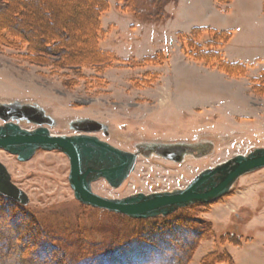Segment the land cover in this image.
Listing matches in <instances>:
<instances>
[{
    "label": "rangeland",
    "instance_id": "1",
    "mask_svg": "<svg viewBox=\"0 0 264 264\" xmlns=\"http://www.w3.org/2000/svg\"><path fill=\"white\" fill-rule=\"evenodd\" d=\"M108 1L100 44L119 60L104 69L103 80L93 66L83 65L81 78L74 66L53 72L0 45V125L12 120L28 129L48 126L56 135L94 134L131 151L141 142H214L211 155L180 163L140 155L121 187L105 179L94 182L96 193L112 198L183 188L202 170L264 147V87L255 86L261 69L228 71L214 61L194 59L178 38V32L189 33L206 16L198 1L188 5L183 0L179 6V0L172 1L165 8L168 18L157 22L138 20L130 7L122 10L117 0ZM129 4L149 5L146 0ZM41 5L50 29L67 33L63 25L71 28L68 40L60 39V49L74 55L81 48L78 12L87 9L58 12ZM22 14V23L34 24V34L42 36L31 14ZM209 37L204 34L199 41L204 45ZM160 51L164 54L157 62L144 60ZM0 160L30 198L26 205L10 198L0 202L2 254L10 241L24 260L53 255L63 264H175L180 253L183 264H228V255L233 264H264V168L239 178L213 203L177 210L173 217L179 222L169 215L138 221L80 203L69 183V158L62 152L38 150L21 162L0 150ZM47 247L54 249L49 253ZM7 258L19 264L12 254Z\"/></svg>",
    "mask_w": 264,
    "mask_h": 264
},
{
    "label": "water",
    "instance_id": "2",
    "mask_svg": "<svg viewBox=\"0 0 264 264\" xmlns=\"http://www.w3.org/2000/svg\"><path fill=\"white\" fill-rule=\"evenodd\" d=\"M135 147L134 151L121 149L94 134L56 135L48 126L28 129L12 120L0 125V150L15 155L21 162L29 161L38 150L66 154L70 161L69 183L80 203L133 219L168 216L181 208L213 203L228 194L239 178L264 168V147H254L248 154H237L202 170L183 188L137 192L122 198L96 193L93 184L100 179L113 188L121 187L135 170L140 155H157L180 163L211 155L214 142H141ZM0 194L21 205L30 201L1 160Z\"/></svg>",
    "mask_w": 264,
    "mask_h": 264
},
{
    "label": "trees",
    "instance_id": "3",
    "mask_svg": "<svg viewBox=\"0 0 264 264\" xmlns=\"http://www.w3.org/2000/svg\"><path fill=\"white\" fill-rule=\"evenodd\" d=\"M131 0H117V6L125 10L130 7L131 12L138 20L144 22H157L163 21L168 18V15L165 12L166 6L172 1L176 2L177 0H146L147 4H144V7L138 8L134 4H129ZM219 4L228 7L232 0H216ZM42 3H47L50 8L54 7L59 12L60 9L73 10L80 9L84 6L87 9V13H80L82 20V27L78 31V34L81 35V48L74 51V55H69L64 53V50L60 49V39L68 40V29L67 26L63 25L67 33H63L61 28L55 29L54 27L50 29L51 25L48 23L47 16L44 15L42 10ZM124 3H127L125 5ZM49 8V9H50ZM110 8V3L108 0H0V45L2 47H9L15 50H19L23 59L31 64L50 66L53 72H59L65 69V67H72L76 71V74H79V77H85V75L80 72V68L84 66L91 67L93 66L98 71L95 73V76H98L101 80L104 79L105 71L104 69L111 67L119 59L116 54L110 50H105L101 47V41L105 36L106 30L102 26V16ZM8 14L3 11H7ZM23 12H28L31 14V17L35 19V22L39 23V30L42 33V36L34 34V24L30 25L29 22L23 20ZM34 23V20H33ZM32 24V23H31ZM38 29V28H37ZM77 32V29L76 31ZM204 34L207 36L210 35V39L206 40L204 45L199 41ZM232 30H218L210 26H196L194 27L190 34H185L182 32L178 33V38L182 46H186L187 54L192 58L202 61H214L220 64L224 69L228 71H247V65L240 62H230L225 59L220 48L224 46L232 37ZM79 35V36H80ZM202 35V36H201ZM67 37V38H66ZM64 43V40L62 41ZM65 45V44H64ZM67 45V44H66ZM76 52V53H75ZM163 52L160 51L156 55L147 56L144 60L149 62H157L159 54ZM71 54V53H70ZM164 54V53H163ZM122 60L120 59V62ZM130 60H127V62ZM81 66V67H80ZM256 88L264 87V69L262 70L260 76L256 77ZM8 200L7 197L0 194V202L2 200ZM177 212V211H176ZM175 213L169 215L168 218L174 220L179 218H174ZM111 213V212H110ZM133 219V218H131ZM133 220H144L145 219H133ZM169 221V220H168ZM0 228H2L0 226ZM10 231V230H9ZM18 231V230H17ZM17 231L12 230V232L17 234ZM15 238H17L15 236ZM16 240H19L18 238ZM58 240V239H57ZM22 244L19 243L18 247ZM14 246L16 245L12 242H8L5 247L6 252L2 254L0 252V264H10L7 256L9 257L12 254L13 259L18 261L19 264H63V259H55L53 255H50L49 260H40L35 255H31L30 259L24 260L20 254L13 252ZM57 245H55L56 247ZM23 247V246H22ZM0 248L1 245H0ZM46 252L50 253V247L45 248ZM18 256V257H17ZM183 254L176 255L173 259L175 264H183L182 257ZM62 258V257H61ZM228 264H233V258L228 255ZM62 261V263H60ZM145 264H152L151 262Z\"/></svg>",
    "mask_w": 264,
    "mask_h": 264
},
{
    "label": "crops",
    "instance_id": "4",
    "mask_svg": "<svg viewBox=\"0 0 264 264\" xmlns=\"http://www.w3.org/2000/svg\"><path fill=\"white\" fill-rule=\"evenodd\" d=\"M182 1L179 0L176 5L179 6ZM192 1L185 2L189 5ZM196 1L206 16L200 20L197 19L191 30L196 26L232 30L231 39L220 48L225 59L230 62L244 63L249 69H254L256 66L262 72L264 69V0H232L228 7H220L216 0Z\"/></svg>",
    "mask_w": 264,
    "mask_h": 264
},
{
    "label": "built area",
    "instance_id": "5",
    "mask_svg": "<svg viewBox=\"0 0 264 264\" xmlns=\"http://www.w3.org/2000/svg\"><path fill=\"white\" fill-rule=\"evenodd\" d=\"M246 154V153H245Z\"/></svg>",
    "mask_w": 264,
    "mask_h": 264
}]
</instances>
